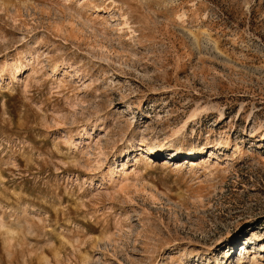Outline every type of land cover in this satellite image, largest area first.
Instances as JSON below:
<instances>
[{"label":"rangeland","instance_id":"rangeland-1","mask_svg":"<svg viewBox=\"0 0 264 264\" xmlns=\"http://www.w3.org/2000/svg\"><path fill=\"white\" fill-rule=\"evenodd\" d=\"M0 264H264V0H0Z\"/></svg>","mask_w":264,"mask_h":264},{"label":"bare ground","instance_id":"bare-ground-1","mask_svg":"<svg viewBox=\"0 0 264 264\" xmlns=\"http://www.w3.org/2000/svg\"><path fill=\"white\" fill-rule=\"evenodd\" d=\"M182 145H183V144H179V143H178V145L174 144V145H172L171 147L175 148L176 150H177V149L179 150V149L182 147ZM183 147H184V146H183ZM190 148H191V150H199V146H195V145H193V146L191 145ZM200 148H201V147H200ZM178 153H179V151H178ZM193 154H194V153H193ZM196 154H197V153H196Z\"/></svg>","mask_w":264,"mask_h":264}]
</instances>
